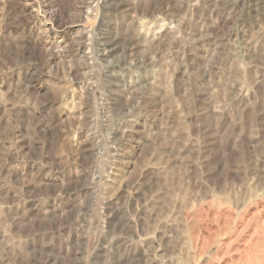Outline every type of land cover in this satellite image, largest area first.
I'll return each instance as SVG.
<instances>
[{
  "label": "rangeland",
  "instance_id": "1",
  "mask_svg": "<svg viewBox=\"0 0 264 264\" xmlns=\"http://www.w3.org/2000/svg\"><path fill=\"white\" fill-rule=\"evenodd\" d=\"M0 264H264V0H0Z\"/></svg>",
  "mask_w": 264,
  "mask_h": 264
}]
</instances>
